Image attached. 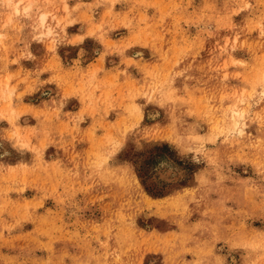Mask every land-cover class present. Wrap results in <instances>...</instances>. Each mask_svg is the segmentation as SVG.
<instances>
[{
  "label": "rangeland",
  "instance_id": "rangeland-1",
  "mask_svg": "<svg viewBox=\"0 0 264 264\" xmlns=\"http://www.w3.org/2000/svg\"><path fill=\"white\" fill-rule=\"evenodd\" d=\"M18 1L0 264H264V0Z\"/></svg>",
  "mask_w": 264,
  "mask_h": 264
},
{
  "label": "bare ground",
  "instance_id": "bare-ground-1",
  "mask_svg": "<svg viewBox=\"0 0 264 264\" xmlns=\"http://www.w3.org/2000/svg\"><path fill=\"white\" fill-rule=\"evenodd\" d=\"M7 1L11 2L12 0H7ZM20 3H21V0H19L18 2L15 3V6H14L15 13L19 12ZM28 8H29V5H26L23 9L27 10ZM46 15L45 14L40 15V23H41L42 26L44 25L45 22H47V21H45L46 20ZM49 16H50V14H49ZM261 78H262V84L261 85H262V88H263V91H264V74L262 75ZM240 117H241V112L239 110H237V109H231L230 110V121H231V125L233 127L236 128L239 125Z\"/></svg>",
  "mask_w": 264,
  "mask_h": 264
},
{
  "label": "trees",
  "instance_id": "trees-1",
  "mask_svg": "<svg viewBox=\"0 0 264 264\" xmlns=\"http://www.w3.org/2000/svg\"><path fill=\"white\" fill-rule=\"evenodd\" d=\"M141 179H142L141 183L145 186L146 185V182L148 181L147 174L144 173L143 176L141 177ZM158 195H161V194H158Z\"/></svg>",
  "mask_w": 264,
  "mask_h": 264
}]
</instances>
